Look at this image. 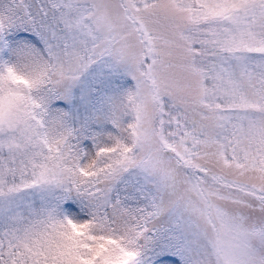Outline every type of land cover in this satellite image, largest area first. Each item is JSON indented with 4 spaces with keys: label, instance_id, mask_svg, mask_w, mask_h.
<instances>
[{
    "label": "snow or ice",
    "instance_id": "snow-or-ice-1",
    "mask_svg": "<svg viewBox=\"0 0 264 264\" xmlns=\"http://www.w3.org/2000/svg\"><path fill=\"white\" fill-rule=\"evenodd\" d=\"M0 264H264V0H0Z\"/></svg>",
    "mask_w": 264,
    "mask_h": 264
}]
</instances>
